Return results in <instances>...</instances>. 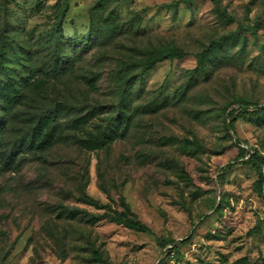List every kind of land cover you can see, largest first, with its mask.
<instances>
[{"label":"rangeland","instance_id":"obj_1","mask_svg":"<svg viewBox=\"0 0 264 264\" xmlns=\"http://www.w3.org/2000/svg\"><path fill=\"white\" fill-rule=\"evenodd\" d=\"M100 1L0 0V50L14 46L0 56V264H264V0L92 11ZM212 44L207 74L194 73ZM173 48L186 57L143 72L149 51ZM83 194L124 200L154 235L63 217L64 206L102 214Z\"/></svg>","mask_w":264,"mask_h":264},{"label":"trees","instance_id":"obj_2","mask_svg":"<svg viewBox=\"0 0 264 264\" xmlns=\"http://www.w3.org/2000/svg\"><path fill=\"white\" fill-rule=\"evenodd\" d=\"M103 1L98 2L95 6L92 7V11L96 9H101L103 6ZM174 11L177 12L179 8V2H176L173 4ZM69 11V3L64 2L62 5V8L58 11V23L56 25V28L54 33H53V40L55 41V47H56V52L58 55H56L57 60L62 61V58L64 57V35H63V24L65 21V15ZM227 18V16L225 15ZM229 22L231 21V18L228 20ZM88 41V40H87ZM221 47L220 44H212L210 45L204 52H202L198 57H197V68L194 70V73H202V74H207V66H206V60H210L215 51ZM13 45H8L4 46L0 50V56H2V59H7L8 58V51L13 49ZM186 53L183 52L180 49H168V50H159V51H149L147 53V58L145 62L143 63V72L148 73L149 71L153 70L158 64L166 62V61H174V60H181L186 57ZM16 57L17 55L14 54ZM7 67L5 66L4 62H0V71L1 70H6ZM124 87L123 90L120 91V95L122 97V107L125 106L126 102H129L130 100V91L129 89L132 88L133 86H129L128 82H125V84L122 86ZM129 88V89H128ZM155 105L157 103L155 102ZM98 109H93L90 113L97 111ZM124 111V115L120 120L126 122L129 120V116L127 114V109H122ZM88 116V115H87ZM86 116V117H87ZM236 117L233 118L232 121H234ZM122 124H119L114 127H108L106 131L104 132V137L106 138H111L113 135H116L117 132L119 131V128H121ZM37 135L31 136L28 140H25V142H19L17 146V150H15L12 154L8 156V161L10 163H13L16 159V156L24 151L31 150L34 148L35 142L37 141L36 139ZM101 139V137L99 138ZM51 141L48 142V144H43L42 148L45 150L48 147H50ZM87 140H81L79 144L81 145H87ZM244 155H242L243 157ZM78 201H80L83 204H86L88 206L93 207L97 211H102V214H93L89 212L88 210L85 209H80L77 207H72V206H64L62 209H64L62 215L65 218L71 219V220H76V221H84L85 226L87 227H93L95 223L100 222L102 220H109L110 222L116 223L118 225H121L129 230H132L134 232L138 233H145L148 235H154L152 230L143 224L136 216V214L131 210L128 204L124 202V200L121 201L120 205L117 208H114L111 204L107 205H102L99 202L95 201L94 199L90 198L89 196H86L83 194L81 198H78ZM95 259L98 261H103L102 255L95 251L94 253Z\"/></svg>","mask_w":264,"mask_h":264}]
</instances>
